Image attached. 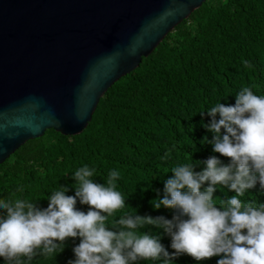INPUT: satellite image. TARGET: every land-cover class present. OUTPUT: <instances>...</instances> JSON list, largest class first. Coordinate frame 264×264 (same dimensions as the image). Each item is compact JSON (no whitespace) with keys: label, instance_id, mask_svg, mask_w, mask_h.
I'll return each instance as SVG.
<instances>
[{"label":"trees","instance_id":"16d2710c","mask_svg":"<svg viewBox=\"0 0 264 264\" xmlns=\"http://www.w3.org/2000/svg\"><path fill=\"white\" fill-rule=\"evenodd\" d=\"M242 59L253 67L246 68ZM244 86L264 94V0H206L139 67L106 91L80 134L47 129L11 154L0 165V199L23 197L46 208L47 197L60 186L74 195L71 173L87 164L96 169L93 179L101 184L111 169L120 171L117 188L126 199L116 216L135 212L171 219L173 209L153 206L174 175L171 167L194 163V171H201L203 161L213 155L228 163L230 158L212 151L213 133L204 127L211 118L205 109L218 101L234 104L235 93ZM18 186L24 187L22 193ZM231 195L234 191L227 188L214 192L217 201ZM242 199L264 203V189L257 183ZM76 208L86 212L89 205L77 200ZM141 231L159 235L166 250L174 251L163 229L146 225ZM79 242V237H69L54 257L37 256L32 264H69ZM219 258L196 261L182 254L172 264H217ZM0 264H6L3 257Z\"/></svg>","mask_w":264,"mask_h":264},{"label":"clouds","instance_id":"9594fccd","mask_svg":"<svg viewBox=\"0 0 264 264\" xmlns=\"http://www.w3.org/2000/svg\"><path fill=\"white\" fill-rule=\"evenodd\" d=\"M241 62L253 67L249 60ZM205 110L212 151L230 159L225 164L210 156L201 171H194V163L171 167L164 196L153 203L173 209L171 219L135 212L116 216L126 199L117 188L120 171L111 169L101 184L93 179L96 169L85 164L71 173L74 195L60 186L47 197L46 208L23 197L0 199V210H6L0 214V257L6 264H32L37 256L54 257L67 238L79 237L69 264H172L182 254L196 261L219 256L217 264H264V203L242 199L257 183L264 189V94L244 86L234 104L218 101ZM218 188L234 195L217 201ZM77 200L89 205L86 212L76 208ZM146 225L163 229L174 251L166 250L159 235L141 231Z\"/></svg>","mask_w":264,"mask_h":264},{"label":"water","instance_id":"95a60500","mask_svg":"<svg viewBox=\"0 0 264 264\" xmlns=\"http://www.w3.org/2000/svg\"><path fill=\"white\" fill-rule=\"evenodd\" d=\"M205 1L0 0V165L47 129L80 134L106 91Z\"/></svg>","mask_w":264,"mask_h":264}]
</instances>
